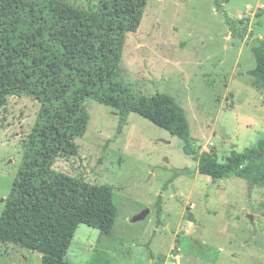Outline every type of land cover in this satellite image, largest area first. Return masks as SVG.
<instances>
[{"label": "rangeland", "instance_id": "rangeland-1", "mask_svg": "<svg viewBox=\"0 0 264 264\" xmlns=\"http://www.w3.org/2000/svg\"><path fill=\"white\" fill-rule=\"evenodd\" d=\"M68 1L85 8L98 0ZM146 1L139 29L126 39L123 83L137 95L172 96L185 109L200 153L215 147L225 161L232 150L256 146L264 139V93L250 72L257 65L254 47L264 40V0ZM229 18L237 21L235 29ZM3 97L0 93V216L40 110L30 96ZM85 104L90 119L76 139L79 155H62L54 167L110 186L117 217L110 234L80 224L65 260L264 264V186L236 176L214 180L199 173L184 142L167 129L131 112L118 132V109L93 98ZM148 208L146 218L133 221ZM0 264H42V253L0 243Z\"/></svg>", "mask_w": 264, "mask_h": 264}, {"label": "trees", "instance_id": "trees-1", "mask_svg": "<svg viewBox=\"0 0 264 264\" xmlns=\"http://www.w3.org/2000/svg\"><path fill=\"white\" fill-rule=\"evenodd\" d=\"M146 6V0H98L85 8L68 0H0V93L3 100L14 94L40 103L0 216V243L40 252L42 264H74L65 256L80 224L112 232L117 217L113 189L54 167L62 155H79L76 139L88 126L89 98L119 110L118 132L131 112L167 129L184 142L199 173L264 186V139L220 161L215 147L202 153L195 147L185 109L172 96L137 95L123 83L126 39L139 29ZM228 22L235 29L237 21ZM247 30L248 24L240 35ZM258 42L257 65L250 73L264 93V40Z\"/></svg>", "mask_w": 264, "mask_h": 264}, {"label": "water", "instance_id": "water-1", "mask_svg": "<svg viewBox=\"0 0 264 264\" xmlns=\"http://www.w3.org/2000/svg\"><path fill=\"white\" fill-rule=\"evenodd\" d=\"M149 213H150V209L148 208V209L144 210L142 213L136 215L133 218V221L142 220V219L146 218ZM149 253H150V257H151L152 256V253L151 252H149Z\"/></svg>", "mask_w": 264, "mask_h": 264}]
</instances>
